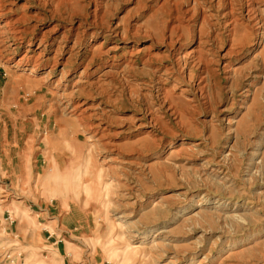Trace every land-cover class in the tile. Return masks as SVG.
<instances>
[{"label":"rangeland","instance_id":"374dc122","mask_svg":"<svg viewBox=\"0 0 264 264\" xmlns=\"http://www.w3.org/2000/svg\"><path fill=\"white\" fill-rule=\"evenodd\" d=\"M0 65L2 264H264V0H0Z\"/></svg>","mask_w":264,"mask_h":264},{"label":"crops","instance_id":"0c3cea01","mask_svg":"<svg viewBox=\"0 0 264 264\" xmlns=\"http://www.w3.org/2000/svg\"><path fill=\"white\" fill-rule=\"evenodd\" d=\"M61 211H62V213H60V215L58 217H54V218H57L58 219V224H59L58 231H56L53 234H51L52 237L54 235H56V237H57L56 243L58 242L59 238L61 236H63V232L67 231V229H70V227L69 226L67 227L66 226V223L64 222L65 220H64L63 213H66V210H64L63 205L61 206ZM60 217H63V219H61ZM53 221H57V220H53ZM52 224H54V223H52Z\"/></svg>","mask_w":264,"mask_h":264},{"label":"built area","instance_id":"2783aa9c","mask_svg":"<svg viewBox=\"0 0 264 264\" xmlns=\"http://www.w3.org/2000/svg\"><path fill=\"white\" fill-rule=\"evenodd\" d=\"M0 68H1V65H0ZM0 264H2V262L0 261Z\"/></svg>","mask_w":264,"mask_h":264},{"label":"bare ground","instance_id":"6f19581e","mask_svg":"<svg viewBox=\"0 0 264 264\" xmlns=\"http://www.w3.org/2000/svg\"><path fill=\"white\" fill-rule=\"evenodd\" d=\"M234 216V215H233ZM241 216V215H240ZM235 217V216H234ZM120 218V217H119Z\"/></svg>","mask_w":264,"mask_h":264}]
</instances>
